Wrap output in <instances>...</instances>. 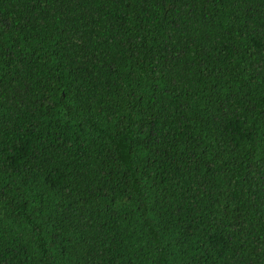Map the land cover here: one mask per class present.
Returning <instances> with one entry per match:
<instances>
[{"label":"trees","instance_id":"obj_1","mask_svg":"<svg viewBox=\"0 0 264 264\" xmlns=\"http://www.w3.org/2000/svg\"><path fill=\"white\" fill-rule=\"evenodd\" d=\"M0 264H264V0H0Z\"/></svg>","mask_w":264,"mask_h":264}]
</instances>
